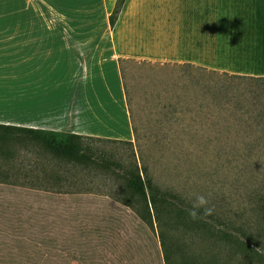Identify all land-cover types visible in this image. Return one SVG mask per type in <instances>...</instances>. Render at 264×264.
Masks as SVG:
<instances>
[{"label": "crops", "instance_id": "obj_1", "mask_svg": "<svg viewBox=\"0 0 264 264\" xmlns=\"http://www.w3.org/2000/svg\"><path fill=\"white\" fill-rule=\"evenodd\" d=\"M114 3L0 0L1 126L132 142L119 58L264 78V0H124L110 28ZM0 264L163 260L107 196L0 181Z\"/></svg>", "mask_w": 264, "mask_h": 264}, {"label": "rangeland", "instance_id": "obj_2", "mask_svg": "<svg viewBox=\"0 0 264 264\" xmlns=\"http://www.w3.org/2000/svg\"><path fill=\"white\" fill-rule=\"evenodd\" d=\"M121 69L135 132L131 146L87 141L98 161L105 163L83 170L34 143H11L0 151V181L118 197L119 182L110 177L118 170L113 162H129L133 154L138 168L144 167L159 189L173 195L178 207H191L195 194L204 195L214 207L212 225L221 228V216L254 225L264 205V166L256 160L264 148L243 143L264 136V123L249 125L264 109V81L139 60L122 62ZM8 83L9 76L0 74V86ZM247 111L251 115L242 116ZM167 229L176 245L173 264H184L178 251L183 243L205 260L200 239L175 225ZM153 231H158L155 222ZM220 254L224 260L225 252ZM260 254L264 258V252Z\"/></svg>", "mask_w": 264, "mask_h": 264}, {"label": "trees", "instance_id": "obj_3", "mask_svg": "<svg viewBox=\"0 0 264 264\" xmlns=\"http://www.w3.org/2000/svg\"><path fill=\"white\" fill-rule=\"evenodd\" d=\"M123 1L124 0H115L114 6L108 15V25L110 28H112L116 20ZM125 61L134 60L117 59L121 80L122 62ZM209 72L216 73L213 71ZM220 74L237 79L245 78L264 81V78L228 75L225 73ZM249 113L251 115V112L247 111L242 116L248 115ZM250 121L252 123H249V125H255L260 122L264 123V109L255 114L254 117L252 116V120ZM131 130L133 140H135V132L132 124ZM87 141L99 143L116 142L128 146H131L132 143L91 138L70 133L12 128L0 125V151H2L1 149L4 146L10 145L11 143L26 144L27 142H31L36 144L51 157L65 161L69 165L79 169L88 170L89 168H102L105 161L103 159L98 161V157L94 154V150H92L90 144H87ZM243 144L251 147L264 148V136L257 137ZM256 160L259 166H264V154H262L261 157L257 156ZM113 164L118 170L116 172L111 171L110 177H113L115 181L119 182L117 191L118 197L111 195L106 196L127 207L148 227V229H150V231L154 232L153 222L156 223L158 231L154 233L160 248L163 264H173L174 262L173 255L176 245L173 243L172 235L168 232L167 228L169 224L170 226L175 225L176 227H181L186 230L191 237L200 239L204 245L203 250L200 251L202 255L204 254L205 258V260H202L201 255L191 254V248L186 243H183L178 251L185 260L183 262L184 264H231V262H233V264H264V258H262L263 256L260 254L261 251L264 252V205H262L258 218L256 216L254 225L245 220L239 223L226 216H221V218L218 217L221 228H218L211 224L212 217L210 216L196 221L190 219L187 210L191 207H178L173 200V195L159 189L147 175V171L144 167H142V169L138 168L133 154L129 162L114 161ZM161 218L169 222L162 223ZM258 224L260 226H258ZM214 248H218V250H214ZM220 250H223L226 254H224V260H220L219 258V255H221Z\"/></svg>", "mask_w": 264, "mask_h": 264}, {"label": "clouds", "instance_id": "obj_4", "mask_svg": "<svg viewBox=\"0 0 264 264\" xmlns=\"http://www.w3.org/2000/svg\"><path fill=\"white\" fill-rule=\"evenodd\" d=\"M187 211L190 219L196 221L198 219L211 216L214 213V207L209 206L207 197L195 194L194 200L191 201V208Z\"/></svg>", "mask_w": 264, "mask_h": 264}]
</instances>
